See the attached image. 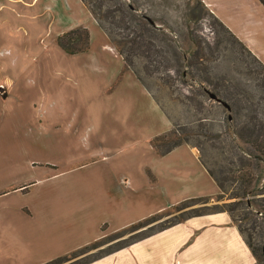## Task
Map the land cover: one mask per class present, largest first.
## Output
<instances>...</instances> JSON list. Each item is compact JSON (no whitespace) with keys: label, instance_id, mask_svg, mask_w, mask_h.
Segmentation results:
<instances>
[{"label":"crops","instance_id":"obj_1","mask_svg":"<svg viewBox=\"0 0 264 264\" xmlns=\"http://www.w3.org/2000/svg\"><path fill=\"white\" fill-rule=\"evenodd\" d=\"M201 1L264 64L263 4ZM8 10L29 23L28 32L36 29L40 40L49 38L38 63L45 82L40 90L24 84L23 65L34 54L21 56L28 59L20 65L11 59L15 66L8 71L13 36ZM79 26L89 31V48L67 54L55 38ZM16 95L26 107L8 114V99ZM68 111L72 119L61 123V113ZM18 113L24 115L15 122ZM20 122L22 138L11 137ZM30 127L36 133L51 129L53 144L65 152L29 158L28 148L39 142L38 135L27 136ZM172 127L82 0H0V264H44L91 243L103 224L115 232L183 200L215 196L217 183L194 146L183 143L158 154L150 145ZM126 190L134 202L151 208L119 224ZM97 208L106 212L87 222ZM89 225L97 230L91 237L87 232L76 237ZM85 264H257V259L230 215L219 211L187 217Z\"/></svg>","mask_w":264,"mask_h":264},{"label":"rangeland","instance_id":"obj_2","mask_svg":"<svg viewBox=\"0 0 264 264\" xmlns=\"http://www.w3.org/2000/svg\"><path fill=\"white\" fill-rule=\"evenodd\" d=\"M141 1L144 6L142 8H149L153 12V15L158 20V25H163V27L170 29L167 36L171 43L178 44L184 50H187V47L191 44L186 39V29L182 24L184 2L187 0ZM16 9L21 10V7L17 5ZM17 26H19L18 29H16ZM190 26L196 31V35H198L197 39L201 44L196 59L192 55H187L185 61L180 60L182 66L175 65L176 63L173 61V56L171 55L172 48H169L167 45L168 41L157 39L156 42L161 45L165 55L168 58L170 57L171 61L160 65L158 69H153L154 62H151V65H148L152 67V71L148 73L144 72V66L147 64L145 59L135 58L134 66L143 81V83L140 82L147 87L146 89L152 94L166 116L179 129V133L185 131L190 134L188 138L189 145L191 144L198 150L206 166L217 177L221 178L222 174L219 172V166L220 164H226L227 160L223 156H227V153H221L220 145L224 138L228 141L230 139L226 131L225 122L230 111L223 110L220 103L209 98L207 93L203 91V87L212 92H215V87L221 95L232 98L231 101L237 102V109L243 106V108H240L239 119L244 122L247 120L244 115L247 110L244 104V97L250 94L254 96V99H257V96L263 93L256 77H264V70L257 63V57L255 56V58L251 52H247L241 45L243 43L235 35L229 34L219 26L209 13L200 22L191 24ZM25 28H29V23L24 19L14 16L8 10V29L13 30V36L8 38V71H10L12 66H15L9 65L11 59H18L17 64L20 65L21 62L28 59L26 58L27 56L34 54L36 58L34 57L28 65H23L24 73L26 74L24 84L40 90L43 88L45 82L42 67L38 63L41 62L40 57L42 51H44V47L49 44V38L44 36L40 40L36 29L33 32H28ZM21 56L26 57L23 58ZM197 60L199 62L197 67L189 65L190 62ZM177 66L178 69H176ZM176 70L184 72V79L181 78L179 72ZM21 86L23 85L19 81H14V87L18 90H20ZM68 86L69 84L66 85L69 92ZM24 100V97L21 95L14 96L13 102H11V99H8V114L14 108H25L26 106L23 104ZM261 106L262 109L264 103ZM22 115L24 114H14V121L16 122ZM72 116L73 114L69 111L63 112L59 121L61 123H68L72 119ZM24 123H19L13 130L15 134H11V137L22 138L23 131L21 127ZM32 126L35 128L33 124ZM33 128H29V135L27 136L30 137V133L34 137L38 135L39 142L34 143L36 148L32 146L34 150H29L28 148L27 156L29 158L34 156L33 159L41 160L47 157H60L65 152L63 145L59 143L57 145L53 144L54 135L50 132L51 129H46L42 133H36L37 131L33 130ZM82 146H79V148H82ZM236 157L234 156L232 159L235 161ZM98 186L100 187L101 185L98 183ZM229 191L227 190V192ZM133 197V192L125 191L124 206L121 208V214L117 220L119 224L138 218L140 214L151 208V206L144 205V203L134 202ZM231 200L233 199L224 195L220 200L212 198L207 202L188 200L185 204L176 203L158 213L152 214L154 216L151 218L148 216V218L146 217L147 219H141V223L143 224L141 227H137L138 219L134 220V223L126 225L115 232H107L106 225L103 224L101 226L102 232L98 236L96 235V239L90 243L92 244L91 248L62 264H67L68 262L77 263L102 255L116 247L128 244L149 233L156 232L160 228L178 220L185 219L192 214L212 212L214 204L221 205ZM82 210L83 208L78 209L80 212ZM105 212L106 210L97 208L93 216L88 217L86 220L89 223L90 221H98ZM240 213L241 210L237 209L236 214L240 215ZM239 217L235 215L237 221ZM257 221L258 225L254 229L251 246L258 256L257 264H264V258L261 257L262 248L264 249V234H257L259 223L262 222L260 216ZM80 225L85 224H77V226ZM241 225L248 227L250 221L243 220L241 221ZM93 229L97 231L93 225L87 226L86 229L82 228V230L77 231L76 237H79L82 232H87L88 237H91L94 233ZM94 243L95 245H93Z\"/></svg>","mask_w":264,"mask_h":264},{"label":"trees","instance_id":"obj_3","mask_svg":"<svg viewBox=\"0 0 264 264\" xmlns=\"http://www.w3.org/2000/svg\"><path fill=\"white\" fill-rule=\"evenodd\" d=\"M259 1L264 6V0ZM82 2L89 9L99 27L106 33L116 51L121 55L126 67L131 69L142 83L143 81L140 78L138 70H135V58H143L147 61V64L144 66V72L146 73L152 71V67H149L148 65H151V62H154L153 69H158L160 65L167 64L171 61L170 57L168 58V56L165 55L161 45L156 42L157 39L160 41H168V47L172 48L171 55L173 56V61L176 63L175 65L180 67L182 66L180 60L185 61L187 59V55H192V57L196 59L198 51L201 48V44L197 39L198 35H196V31L193 30L190 25L200 22L207 13L213 16L214 21L219 26H221L229 34L233 35L222 24V22H220L205 7L201 0H187L184 2L182 24L186 29V39L191 44L187 47V50H184L178 44L171 43L167 36L170 29L168 27H163V25H158V20L153 15V12H151L149 8H142L144 6L141 0H82ZM89 39L90 35L88 29L86 27L79 26L58 34L55 41L65 53L72 55L87 51L89 48ZM241 45L245 50H247V52L249 51L244 44ZM193 50L195 51L193 52ZM256 60L264 70V64L260 62L258 58H256ZM197 64H199L198 60L190 62L189 65L197 67ZM178 66L176 69H178ZM178 72L181 78L184 79V72ZM256 78L263 93L258 95L257 99H254V96L250 94L244 97V104L246 105L245 108L248 110V112L246 110L247 113L245 112L244 114L247 118L244 122L239 119L240 108H243V106H240L237 109V102L231 101L232 98L221 95L215 87V92L203 87V91H205L207 95L208 91H210L220 100L229 105V110H227L224 106L219 104L222 106L223 110L227 112L230 111V114H228L225 119L226 131L230 139L228 141L224 138L222 140V144L220 145L221 153H227V156H223V158H226L227 161L226 164H220L219 166V172L222 174L221 178H219L206 166L200 155V161L209 174L214 178L219 188V192L215 196L189 198L179 203L185 204L188 200H201L202 202H207L212 198L220 200L224 195L233 199L230 202H226L221 205L214 204V210L206 213L226 211L230 215L232 221L237 225L239 232L252 250L254 256L258 259L256 252L251 246V242L253 240L254 229L258 225L257 219L259 216L261 217L262 222L259 223L260 225L257 234H264V107L261 109V104L264 103V77ZM172 124V129L158 134L150 140V145L158 154H165L174 147L183 143L189 144L188 138L190 134L185 131L183 133H179V129L174 123ZM225 145H227V147H225ZM234 156H237L235 161L232 159ZM227 190L230 191L227 192ZM237 209L241 210L240 215L236 214ZM206 213H195L191 216ZM235 215L240 216L238 221L235 219ZM153 216L154 215L149 217L151 218ZM182 220H178L174 223ZM243 220L250 221V225L248 227L241 225V221ZM141 221L142 220H139L137 222V227L143 226ZM165 227H162L159 230ZM150 234L152 233L143 237ZM132 242L116 247L107 253L129 245ZM93 245H95V243ZM91 247L92 244L89 243L86 246L54 258L44 264H62L70 261L72 258ZM263 252L264 249L262 248L261 257L264 258ZM107 253L81 262H68L67 264H85Z\"/></svg>","mask_w":264,"mask_h":264},{"label":"water","instance_id":"obj_4","mask_svg":"<svg viewBox=\"0 0 264 264\" xmlns=\"http://www.w3.org/2000/svg\"><path fill=\"white\" fill-rule=\"evenodd\" d=\"M208 96H209V98H211L212 100H214V101L220 103V104H221L222 106H224L227 110H229V105H228L226 102L220 100V99H219L214 93L208 91ZM229 119H230V116H229ZM263 254H264V252H263Z\"/></svg>","mask_w":264,"mask_h":264}]
</instances>
